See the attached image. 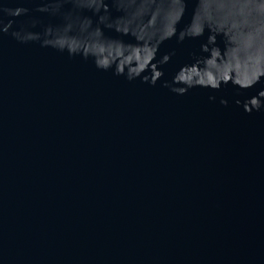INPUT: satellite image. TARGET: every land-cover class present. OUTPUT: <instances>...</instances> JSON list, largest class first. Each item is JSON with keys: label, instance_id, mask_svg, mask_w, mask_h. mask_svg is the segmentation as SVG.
Instances as JSON below:
<instances>
[{"label": "water", "instance_id": "water-1", "mask_svg": "<svg viewBox=\"0 0 264 264\" xmlns=\"http://www.w3.org/2000/svg\"><path fill=\"white\" fill-rule=\"evenodd\" d=\"M141 2L112 14L128 17ZM222 2L148 6L144 21L158 13L160 29L179 8L178 30L205 29L161 45L158 59L175 52L164 80L203 55L215 29L205 17L219 19ZM37 3L23 4L30 15L18 24L63 23ZM214 34L222 53L236 47ZM261 73L254 53L232 67L242 81ZM262 88L178 96L0 35V264H264V112L234 103Z\"/></svg>", "mask_w": 264, "mask_h": 264}, {"label": "clouds", "instance_id": "clouds-1", "mask_svg": "<svg viewBox=\"0 0 264 264\" xmlns=\"http://www.w3.org/2000/svg\"><path fill=\"white\" fill-rule=\"evenodd\" d=\"M26 2L28 0H0V35H10L21 44L39 43L70 58L91 60L96 70L111 72L129 83L139 80L150 87L161 84L173 94L185 96L194 88L219 92L229 84L246 91L264 80L261 79L264 73L243 81L232 75V67L241 55L249 57L254 53V58H264V0H223L218 8L219 19L211 14L205 17L215 29L209 28L206 42L200 46L203 55L194 56L192 63L180 66L171 80L163 79V68L175 52L165 53L158 59L161 45L173 38L177 43L198 39L205 31L203 25L195 30L187 26L178 30L182 8L170 18L166 17L160 29L158 13H152L146 22L143 19L155 0H142L140 7L128 17L113 16V10L119 13L136 0H39L35 12L60 17L63 23L36 32L32 31L39 24L36 19L17 23L21 17L30 15L29 8L23 6ZM172 3L179 4L180 0H172ZM105 30L116 33V37L106 36ZM214 31L223 32L228 43L236 47H225L222 53ZM121 37H130L134 42H126ZM216 99L214 95L208 97L210 102ZM219 103L227 107L229 101L220 98ZM234 103L249 115L254 111L264 112V88L251 97L234 99Z\"/></svg>", "mask_w": 264, "mask_h": 264}]
</instances>
